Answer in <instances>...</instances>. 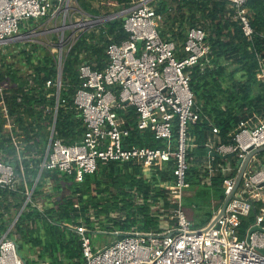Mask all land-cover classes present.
I'll return each instance as SVG.
<instances>
[{
  "label": "trees",
  "instance_id": "16d2710c",
  "mask_svg": "<svg viewBox=\"0 0 264 264\" xmlns=\"http://www.w3.org/2000/svg\"><path fill=\"white\" fill-rule=\"evenodd\" d=\"M98 1L105 3L103 6L115 3L119 9H124L130 0ZM75 2L87 15L102 16V7H93V0ZM152 6L160 36L175 43L178 58L185 55L182 47L189 29L200 28L206 35L204 44L208 52L189 69V85L198 120L187 126V136L195 147L188 151L189 191L183 198L187 219L199 229L209 223L221 206L224 200L222 180L234 177L238 166L229 158L231 172L225 176L218 172L211 186L201 185L198 166L207 156L206 145L213 137L212 130L217 129L220 142L227 144L229 135L240 122L253 118L264 122V80L258 78L260 71H264V0L245 3L254 31L250 40L233 20L234 12L225 1L154 0ZM123 23L122 18L108 20L79 33L63 60L54 138L65 145L80 143L85 132L73 104L81 81L79 67L86 63L94 70L104 69L108 63L107 48L128 39ZM56 77V57L49 48L25 43L0 50V83L10 84L6 105L10 115L15 117L18 135L24 142L22 156L17 159L11 139L0 123V155L13 166L19 178L15 190L0 186V238L9 230L27 200L26 193L34 184L31 201H43L42 211L27 202L7 234L18 245V251L26 247L37 252L36 260L20 255L26 264H83L80 237L70 226L82 224L89 230L105 233L157 232L161 227L160 215L174 208L170 202L171 190L153 186L152 181L143 177L141 165L133 162H98L96 171L85 175L81 182L56 171L44 170L35 183L47 148L55 105V89L46 88V81ZM26 79H31L32 85H28ZM117 113L126 121L125 147H164L149 129H138L132 107H124ZM176 140L175 121L173 143ZM32 154L35 157L32 158ZM263 156L264 153H260V158ZM214 162L225 164L222 159ZM172 166L170 162L157 167V178L171 181ZM47 179L51 182V192L44 194ZM256 215L253 209L249 216L242 218V230L254 222Z\"/></svg>",
  "mask_w": 264,
  "mask_h": 264
},
{
  "label": "built area",
  "instance_id": "2783aa9c",
  "mask_svg": "<svg viewBox=\"0 0 264 264\" xmlns=\"http://www.w3.org/2000/svg\"><path fill=\"white\" fill-rule=\"evenodd\" d=\"M72 1L75 0H0L2 51L11 44L33 43L27 39L43 33L38 27L46 20L54 25L60 23V27L53 30L58 36L57 42L50 45L52 51H58L57 77L46 81V88L55 89L53 123L35 183L44 170L56 171L81 182L85 175L96 171L98 162H133L141 165L143 177L152 181L153 186L171 190L170 202L174 206L160 215V231L111 233L118 238L102 248L95 247L91 241L90 234H97V230H89L82 224L70 226L80 237L83 264H264V156L260 158L256 153L251 157L236 187L238 174L248 155L264 147V122L260 119L240 122L229 135L227 144L220 142L217 129L212 130L216 139L208 143V152L222 156L231 154L234 161L241 163L234 177L222 180L224 199H228L224 215L213 217L208 225L195 229L183 206V198L189 189L188 151L195 147L187 136V126L198 120L189 85V69L207 54L206 35L200 28L189 29L182 47L185 55L178 58L175 43L162 38L157 29L154 0H130L121 11L128 39L107 48L108 63L104 69L94 70L86 63L80 65L81 81L73 97L74 107L85 128L80 143L65 145L54 138L63 47H71L79 32L87 30L78 28L101 21L89 16L91 19L86 18V23H72L69 15ZM219 1H225L233 10V20L250 40L254 31L245 8L247 0ZM118 15L110 16L106 21H113ZM67 29L72 31L70 41L64 38ZM258 78L264 80L263 70ZM26 80L32 85L31 79ZM9 87L7 81L0 83V123L11 139L14 156L20 159L24 142L18 135L15 117L10 115L6 105ZM124 107L135 110L138 129H149L155 140L163 142V148L124 146L128 130L125 119L117 113ZM175 121L177 140L173 143ZM170 162L173 178L161 181L157 178L156 168ZM232 170L230 161L214 164L213 159L207 157L199 164L197 177L205 184L213 174L220 172L225 176ZM205 174L207 178H204ZM18 181L13 166L0 155V186L15 190ZM46 184L51 186L49 179ZM26 195L25 203L30 199L28 192ZM162 204L160 201L159 207ZM253 209L257 211L254 222L242 230V218L249 216ZM8 232L0 238V264H23Z\"/></svg>",
  "mask_w": 264,
  "mask_h": 264
},
{
  "label": "rangeland",
  "instance_id": "374dc122",
  "mask_svg": "<svg viewBox=\"0 0 264 264\" xmlns=\"http://www.w3.org/2000/svg\"><path fill=\"white\" fill-rule=\"evenodd\" d=\"M92 5L93 7L97 8V7H102L100 8L101 11H102V16L101 17H98V19L100 20H105L106 21V18H110V16H113V15H116L118 13H120L122 11V9H119L118 8V5L115 4V3H110V4H106V6H103L105 5V3H99L98 0H93L92 2ZM70 11H69V15L71 16V22L72 23H76V22H85L86 23V18L89 20L91 19V17H89V15H87L86 13H84L80 7L78 6V4L75 2V1H72L70 3ZM107 13H110L109 15ZM97 19V20H98ZM69 23V21H67V24ZM96 24H99V23H92V24H87L85 26H81L80 28L78 29H81V30H84V29H90V28H93L94 25ZM59 24L57 25H54V23L52 22H48L47 20L44 22V24L42 26H39L38 27V31L39 32H43L41 34H38L37 36L31 38V39H27L28 42H33V43H36V44H40V45H45V44H49V45H52V43L50 44V39L52 37H55L56 33L53 32V30L56 28V27H60ZM37 30V29H36ZM47 31V34H45ZM49 31V32H48ZM45 32V33H44ZM65 32H72L71 30L69 31L67 29V31ZM80 33V32H79ZM67 35V34H66ZM70 43V42H69ZM68 43V44H69ZM11 45H15V44H11ZM69 46V45H68ZM65 48V47H63ZM51 49H52V46H51ZM67 49V48H66ZM13 60H10V62H12ZM50 192H51V186H48ZM98 231V230H97ZM101 232V233H100ZM114 234H111V233H105V231H101L99 230L97 232V234H94V235H91V241H92V244L95 246V247H98V248H102L104 246H107L108 244H110L111 242H113L114 240L117 239V236H113ZM28 249L26 247H24L23 249H21L19 252V254L22 256V258H25L27 257V253H28ZM24 261V260H23Z\"/></svg>",
  "mask_w": 264,
  "mask_h": 264
},
{
  "label": "crops",
  "instance_id": "0c3cea01",
  "mask_svg": "<svg viewBox=\"0 0 264 264\" xmlns=\"http://www.w3.org/2000/svg\"><path fill=\"white\" fill-rule=\"evenodd\" d=\"M100 3V2H99ZM108 4H110V3H108ZM112 4V3H111ZM123 10V9H122ZM121 13V12H120ZM120 13H118V14H116V15H118L117 16V18H122L123 19V17L122 16H120ZM116 18V19H117ZM115 19V20H116ZM115 20H113V21H115ZM97 23H99V24H96V25H94L93 27H95V26H97V25H101V24H103V23H105V22H101V21H99V22H97ZM91 29V28H90ZM88 30V29H87ZM83 32V31H82ZM45 33V32H44ZM81 33V32H80ZM45 34H47V33H45ZM67 34V35H66ZM57 35H55V37H52L51 39H50V44L52 43H56L57 42ZM64 38H65V40L66 41H70L71 40V38H72V32H64ZM77 38H78V36H77ZM76 38V39H77ZM76 41V40H75ZM75 43V42H74ZM73 43V44H74ZM38 45H40V44H38ZM41 46H43L44 48H49L50 49V45L49 44H45V45H41ZM67 48V49H66ZM70 46H67V47H65L64 49H63V60H64V58L66 57V55H67V53L69 52V50H70ZM50 51H51V53L53 54V55H55V57L57 58V53H58V51L57 50H55V51H52L51 49H50ZM253 120H256V118H253ZM212 139L211 140H209L208 141V143L210 142V141H212V140H214V139H216L214 136L213 137H211ZM208 143H207V145H208ZM206 145V146H207ZM211 153H214V152H208V147H207V156H206V158H204V159H207V157H210V158H212L213 159V163L214 164H222V163H215L214 162V160L215 159H222V160H224L225 161V163L226 162H228L227 160L229 159V158H232V156L231 157H228V158H216V157H213V156H211ZM264 153V152H263ZM216 154V153H215ZM217 155H219V154H217ZM229 155V154H228ZM258 155L260 156V153H258ZM220 156H222V155H220ZM224 157V156H223ZM203 159V160H204ZM237 165H239L238 163H237ZM241 172V171H240ZM240 172H239V174H240ZM217 174V173H216ZM216 174H213L211 177H208V181H209V183H205V184H203L202 182H201V185H203V186H205V187H209V186H211V182H212V178L216 175ZM239 174H238V176H239ZM197 176H198V173H197ZM204 176V178H207V174H205V175H203ZM238 179V178H237ZM200 180V179H199ZM201 181V180H200ZM240 183V182H239ZM35 185L36 184H34L33 186H32V188L28 191V193L30 194V199H29V201L28 202H31L32 203V205L33 206H35L37 209H39L40 211H42V209H43V201L42 200H40V199H38V200H36L35 202H32L31 201V197H32V193H33V191H34V188H35ZM47 185L48 184H46V186L44 187V189H43V193L44 194H46V193H48V192H50V190H49V188L47 187ZM221 187H222V184H221ZM51 189V188H50ZM222 190H223V188H222ZM188 191L189 190H187L186 191V195H188ZM224 201H225V199L223 200V202H222V204H221V206L223 205V203H224ZM27 203H25L24 204V206L22 207V209L20 210V212L17 214V216H16V218H15V220L13 221V223L11 224V226H10V228H9V230L12 228V226L14 225V222L17 220V218L20 216V214H21V212L23 211V209H24V207H25V205H26ZM221 206L219 207V209L216 211V212H214V215H213V217L215 218L218 214H219V211H220V209H221ZM212 217V218H213ZM212 218H211V220H212ZM210 220V221H211ZM190 221V220H189ZM210 221H209V223H210ZM191 223H192V225H193V222L192 221H190ZM208 223V224H209ZM207 224V225H208ZM205 227V226H204ZM203 228V227H202ZM36 256H37V252H33V251H28V253H27V257L29 258V259H32V260H36ZM40 264H47V263H40Z\"/></svg>",
  "mask_w": 264,
  "mask_h": 264
},
{
  "label": "water",
  "instance_id": "95a60500",
  "mask_svg": "<svg viewBox=\"0 0 264 264\" xmlns=\"http://www.w3.org/2000/svg\"><path fill=\"white\" fill-rule=\"evenodd\" d=\"M122 20L124 21V18H123ZM101 22L103 23V22H106V21H105V20H101ZM125 104H127V103H125ZM263 152H264V147H263V148H260V149H258V150H256V151H253L252 153H250V154L248 155L247 159L245 160V162H244L243 165H242L241 172H240V174H239V176H238V179H237V182H236V187L239 185V182H240V180H241L242 174H243V172H244V170H245V168H246V166H247V163H248L249 160L251 159V157H252L254 154H256V153H263ZM211 156L216 157V158H228V157H231L232 155L229 154V155H225V156L223 157V156L217 155V154H215V153H211ZM240 163H241V162L239 161L238 164H240ZM227 201H228V199H225L223 205L221 206V209H220V211H219V214L216 216L217 218H219L220 216L224 215V212H225V206H226V204H227ZM16 248H17V250L19 249L18 245H16ZM23 264H26L25 261H23Z\"/></svg>",
  "mask_w": 264,
  "mask_h": 264
}]
</instances>
